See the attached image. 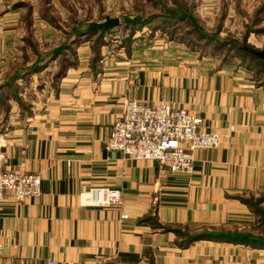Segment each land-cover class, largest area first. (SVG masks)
<instances>
[{"label":"crops","instance_id":"0c3cea01","mask_svg":"<svg viewBox=\"0 0 264 264\" xmlns=\"http://www.w3.org/2000/svg\"><path fill=\"white\" fill-rule=\"evenodd\" d=\"M128 2L0 1L2 166L41 176L38 195L0 201V264H264V246L182 244L217 230L264 236L263 79L183 52L113 56L102 45L92 63L86 33L52 57L76 21L125 18ZM126 99L186 108L220 143L195 150L185 172L109 150ZM92 186L121 189V205L86 203Z\"/></svg>","mask_w":264,"mask_h":264},{"label":"rangeland","instance_id":"374dc122","mask_svg":"<svg viewBox=\"0 0 264 264\" xmlns=\"http://www.w3.org/2000/svg\"><path fill=\"white\" fill-rule=\"evenodd\" d=\"M131 1L122 3L120 12H116L125 15L119 18L118 24L103 30L101 35L92 30L80 39L88 41L92 63L102 57V45L113 56L133 53L146 57L149 52L171 55L183 52L216 64L241 65L264 80V61L241 49L249 46L257 54L264 53V0ZM165 7L175 9V13L165 12ZM184 11L188 17L179 16ZM100 21L95 18L76 21L73 27L84 23L81 28H85ZM69 38L68 33L58 46ZM76 55L74 49L68 51L67 58L76 60Z\"/></svg>","mask_w":264,"mask_h":264},{"label":"built area","instance_id":"2783aa9c","mask_svg":"<svg viewBox=\"0 0 264 264\" xmlns=\"http://www.w3.org/2000/svg\"><path fill=\"white\" fill-rule=\"evenodd\" d=\"M219 143V135L201 129L200 119L186 108L163 100L150 105L136 99L124 101L104 142L109 150L119 151L128 158L154 160L159 168L174 172L191 168L195 150L213 148ZM4 159L0 153V201L5 194L16 201L38 195L40 174L5 169ZM82 196L86 203L95 207L119 206L122 202V191L114 186H92ZM45 264L57 263L49 259ZM95 264L108 263L97 260Z\"/></svg>","mask_w":264,"mask_h":264},{"label":"trees","instance_id":"16d2710c","mask_svg":"<svg viewBox=\"0 0 264 264\" xmlns=\"http://www.w3.org/2000/svg\"><path fill=\"white\" fill-rule=\"evenodd\" d=\"M165 12H174L175 9L173 8H167L165 7ZM180 17H185V16H189V14L187 12H181V14L179 15ZM81 25H83L82 23L79 24V26L77 25L76 27H72L69 30V40H73L76 41L77 39V35L82 34V33H86L88 34L90 31L94 30V31H99L100 35L103 32V30H108L111 27L108 28H104L103 26H99V24L97 23H91L88 26L86 25L85 28H81ZM113 27V26H112ZM69 42H65L63 44H61L60 46H58L56 49H54L51 53L52 57H54L55 55L61 54L63 47H67ZM248 48H242V50H244L245 52H248L250 54H252L253 56L261 59L262 61H264L257 53L256 50L252 49L251 47L247 46ZM41 68V65H35L32 67V70L36 71L39 70ZM249 200V201H248ZM243 199V201L246 202H250V199ZM252 204L259 210L260 208L257 207V204L255 201H252ZM262 212V211H261ZM177 232H179V230H176ZM206 237H212V238H219V239H231V240H238V241H243L246 242L248 244L251 245H257V246H264V236H253L252 234H248V233H237V232H231V231H223V230H217V231H211V232H201V233H196V234H192V235H188L185 234V238L186 240L182 243V244H187L188 241L193 240V239H198V238H206Z\"/></svg>","mask_w":264,"mask_h":264},{"label":"water","instance_id":"95a60500","mask_svg":"<svg viewBox=\"0 0 264 264\" xmlns=\"http://www.w3.org/2000/svg\"><path fill=\"white\" fill-rule=\"evenodd\" d=\"M119 23L118 18H106L103 20L99 26H103L104 28L112 27ZM264 60V53L258 54Z\"/></svg>","mask_w":264,"mask_h":264}]
</instances>
